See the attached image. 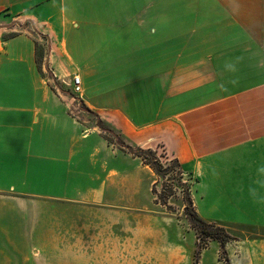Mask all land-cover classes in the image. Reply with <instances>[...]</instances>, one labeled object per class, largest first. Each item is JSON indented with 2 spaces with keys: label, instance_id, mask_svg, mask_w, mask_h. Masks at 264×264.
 <instances>
[{
  "label": "crops",
  "instance_id": "1",
  "mask_svg": "<svg viewBox=\"0 0 264 264\" xmlns=\"http://www.w3.org/2000/svg\"><path fill=\"white\" fill-rule=\"evenodd\" d=\"M5 12L48 33L56 78L77 69L96 78L97 92L82 99L108 129L181 164L195 210L231 236V264H264V0H0V19ZM22 41L0 51V87L12 77L32 87L0 93V245L20 224L23 197L69 199L52 189L63 183L104 205L120 163L131 171L140 159L40 93L24 76L35 63ZM41 180L48 191L17 189ZM0 252V264L13 263Z\"/></svg>",
  "mask_w": 264,
  "mask_h": 264
},
{
  "label": "rangeland",
  "instance_id": "2",
  "mask_svg": "<svg viewBox=\"0 0 264 264\" xmlns=\"http://www.w3.org/2000/svg\"><path fill=\"white\" fill-rule=\"evenodd\" d=\"M5 16L0 19V24L14 19L6 12ZM39 27L44 32L42 26ZM16 36L22 38L23 46L29 44L32 48V58L26 57L24 60H33L35 67L25 70L24 76H34L38 80L40 93H48L56 99L60 97L67 112L81 121L87 120L86 125L101 130L109 142L117 144L126 153L133 154L119 142L131 146L134 151L139 148L127 143L122 137L119 139L109 131H104L108 129L107 125L96 118L93 107L82 99L88 93L97 92L96 78L89 77L85 82L81 77L82 90L79 93L74 86V77L79 76L80 69L76 70L77 75L57 77L55 82L45 66L47 38L36 34L30 23L25 28L18 25L0 28V51L3 46H7V40ZM262 38L264 40V36ZM5 58V55L0 54V61ZM12 71L11 68L6 70L8 75ZM2 92L29 94L32 87L26 79L12 77L0 87ZM61 93L67 95L66 100L61 97ZM143 149L151 150L145 156L151 157L159 168L169 169L167 174L158 175L141 156H138L140 159H137L134 170L129 171L132 165L127 170V164L120 163L121 173L109 184V198L104 205L78 199L79 195L72 194V189L63 191V183L52 189L56 193H67L69 199L23 197L25 201L20 203L24 205L20 224L0 245L13 259L12 264H228L225 259L227 243L223 246L220 242L218 252L207 249L211 241L215 240L212 238L206 239L196 257L199 231L184 211L186 186L191 183L189 173L183 170V175L180 174L175 159L167 155L160 145ZM45 183L41 180L39 185L33 187L21 184L17 189L48 191ZM84 183L82 181L81 185ZM153 188L168 197L167 205L156 202ZM20 204L11 206L8 215L16 213L14 208L19 211ZM1 254L4 255L3 252ZM210 254L213 255L211 258Z\"/></svg>",
  "mask_w": 264,
  "mask_h": 264
},
{
  "label": "trees",
  "instance_id": "3",
  "mask_svg": "<svg viewBox=\"0 0 264 264\" xmlns=\"http://www.w3.org/2000/svg\"><path fill=\"white\" fill-rule=\"evenodd\" d=\"M105 130L109 131L114 136H116L117 138L120 139V136L118 134H116L113 130H111V129H105ZM119 144H121L123 147H127L133 154H135L137 156H141V157H143V159L147 160V163L150 164V166L155 170V172L158 175L167 174L169 169H163L162 166H160L161 168H159L157 166L156 162L153 161L151 157L148 158L145 156L149 152H151V150L148 151L146 149L139 147L134 151L131 149V146L125 144L122 141L119 142ZM174 163L177 165V167L180 168V174L183 175V170H182L181 164L177 160H175ZM153 193L156 195V202L157 203H162L164 205H167V203H168V201H167L168 197L167 196L163 195V193H158L156 188H153ZM185 200H186V204L184 207L185 208L184 211L190 217V220H191L193 226L199 231V241H198V247L196 249V257L198 258V255L200 254L201 249L204 247V244L206 243L207 238H212V239L218 240L224 246L231 239L230 234L228 233V231L226 230V228L224 226H222L220 224L213 223V222H208V221L204 220L198 214V212L194 208V204H193V200H192V196H191L190 184H188L186 186ZM223 252L226 253L225 249H223ZM225 259H226L228 264H231L229 261V258L227 256H225Z\"/></svg>",
  "mask_w": 264,
  "mask_h": 264
},
{
  "label": "water",
  "instance_id": "4",
  "mask_svg": "<svg viewBox=\"0 0 264 264\" xmlns=\"http://www.w3.org/2000/svg\"><path fill=\"white\" fill-rule=\"evenodd\" d=\"M28 23L31 24L33 30L35 31L36 34L40 35V36H45L47 38V45H48V52H47V56H46V59H45V65L47 66V68L49 69V71L51 72L52 76H53V79L54 81L56 82L57 81V78L55 76V74L53 73V71L49 68V56H50V51H51V38L44 34L42 31H40L35 22L31 19H28V20H25L24 22H21L20 20L18 19H15V20H12L11 22L9 23H6V24H0V28H11L15 25H18L19 27H22V28H25L28 26ZM56 86L58 88H60L59 84L56 83Z\"/></svg>",
  "mask_w": 264,
  "mask_h": 264
},
{
  "label": "built area",
  "instance_id": "5",
  "mask_svg": "<svg viewBox=\"0 0 264 264\" xmlns=\"http://www.w3.org/2000/svg\"><path fill=\"white\" fill-rule=\"evenodd\" d=\"M74 86L76 87V92H81L82 87H81V78L80 76H75L74 77Z\"/></svg>",
  "mask_w": 264,
  "mask_h": 264
}]
</instances>
